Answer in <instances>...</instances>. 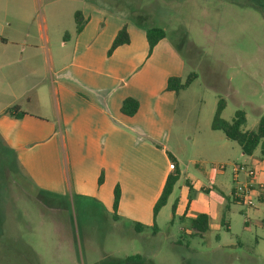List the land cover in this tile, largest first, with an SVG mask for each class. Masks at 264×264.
I'll return each instance as SVG.
<instances>
[{"label":"rangeland","instance_id":"rangeland-1","mask_svg":"<svg viewBox=\"0 0 264 264\" xmlns=\"http://www.w3.org/2000/svg\"><path fill=\"white\" fill-rule=\"evenodd\" d=\"M84 2L105 12L102 30L117 21L144 33L163 29L183 61L182 81L196 75L178 93L168 143L180 155L189 193L177 192L182 196L172 222L168 215L157 233L147 227L136 233L99 203L37 190L0 141V264H264V200L254 197L248 207L229 195L233 165L264 168L259 147L244 156L229 141L216 154L201 142L219 99L224 121L237 110L245 114L243 131H255L264 116V0H0V25L16 18V42L34 46L37 71L49 76V57H66L71 44L63 41L72 36L74 13ZM213 174L217 189L202 192ZM185 195L195 204L207 198L219 204L202 236L189 237L179 221Z\"/></svg>","mask_w":264,"mask_h":264},{"label":"crops","instance_id":"crops-1","mask_svg":"<svg viewBox=\"0 0 264 264\" xmlns=\"http://www.w3.org/2000/svg\"><path fill=\"white\" fill-rule=\"evenodd\" d=\"M78 12L82 29L76 33L74 25L72 36L63 41L71 44L64 59L49 57V76L37 71L36 53L30 50L34 46L27 50L16 42V18H6L0 25V141L14 151L17 164L37 190L91 200L115 222H127L133 229L135 224L151 229L154 222L158 232L168 215L171 222L177 215L182 196L177 192L189 193L180 155L168 147L178 93L166 89L167 80L181 78L183 61L165 39L149 51L145 33L132 25L117 21L100 29L105 12L90 2ZM123 26L129 43L108 55ZM127 98L138 104L131 117L120 111ZM11 107L17 108L15 117L4 113ZM229 141L210 127L201 142L221 154ZM175 174L172 192L153 220L166 179ZM256 181L264 183V168L257 169ZM210 182L211 187L199 189L205 193L217 189L214 174ZM116 187L119 201L114 211ZM183 201L179 218L217 216V201L207 198L195 204L188 195Z\"/></svg>","mask_w":264,"mask_h":264},{"label":"trees","instance_id":"trees-1","mask_svg":"<svg viewBox=\"0 0 264 264\" xmlns=\"http://www.w3.org/2000/svg\"><path fill=\"white\" fill-rule=\"evenodd\" d=\"M74 23H75V32L79 33L82 29V20L80 12L74 13ZM145 37L148 43L149 51L162 39L166 37V33L161 28H149L145 31ZM129 43V36L126 30V27H122L114 37L110 49L108 50V55L119 46L126 45ZM196 78L195 74H190L184 81L178 77H171L167 80L166 89L168 91H172L174 93H179L182 90L188 88V86L192 83V81ZM225 108V101L223 99H219L216 105V110L214 116L211 121V129L214 131H220L224 134V136L235 142L241 149L242 155L251 156L255 149L259 147L260 154L262 159L264 160V116H261L255 131H243V126L246 123L245 114L237 110L234 113V116L230 122H226L221 118L222 111ZM138 109V104L135 100L131 98H127L122 102L121 105V113L125 116L131 117L133 116ZM16 107H11L6 110L4 113L15 117L13 112L16 111ZM170 160L173 161V158L169 156ZM177 180V174L170 175L166 179L165 185L163 187L162 193L155 203L152 211L153 220L155 219L159 210L166 204L168 196L171 194L173 186ZM101 180H99V183ZM114 200H113V210L115 211L119 201V189L116 187L114 189ZM175 205L172 206V215H174ZM116 220L115 217H113ZM180 223L183 225V230H187L190 233L189 237L194 236H202L209 230V219L206 214H198L194 218H179ZM145 229V227L135 224L134 231L136 233H140ZM153 233H156V226L153 222V226L151 228Z\"/></svg>","mask_w":264,"mask_h":264},{"label":"built area","instance_id":"built-area-1","mask_svg":"<svg viewBox=\"0 0 264 264\" xmlns=\"http://www.w3.org/2000/svg\"><path fill=\"white\" fill-rule=\"evenodd\" d=\"M169 169L173 170L174 165L170 164ZM225 166H220L219 170H224ZM231 175L235 186L231 197L233 201L245 204L248 207H254L253 198L258 201L264 200V183L256 181V172L253 169H246L245 166L233 165L231 167ZM243 174L246 178L245 182H239V174Z\"/></svg>","mask_w":264,"mask_h":264}]
</instances>
